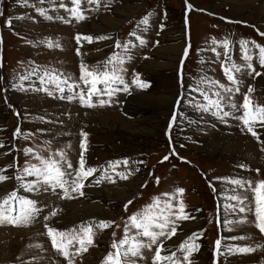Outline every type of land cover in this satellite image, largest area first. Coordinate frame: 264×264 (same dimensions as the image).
<instances>
[{"label": "rangeland", "instance_id": "1", "mask_svg": "<svg viewBox=\"0 0 264 264\" xmlns=\"http://www.w3.org/2000/svg\"><path fill=\"white\" fill-rule=\"evenodd\" d=\"M61 3L71 8V0H0V169L10 177L0 182V196L17 188L15 175L26 160L36 162L25 155L26 147L45 156L63 149L78 167L81 131L87 133L86 165L97 171L85 180L83 195L73 193L71 199L51 191L24 193L18 189L20 194L39 201L42 215L26 227L0 225V264H67L52 248L44 228L43 216L51 208L59 211L47 223L61 231L90 220L114 222L109 228L96 230L93 245L75 258V264H101L112 241L122 238L127 218L151 203L152 197L171 193L176 187L184 189L182 199L192 219L179 222L177 233L165 241L164 254L197 232L201 233L196 240L199 248L191 254V264H213L214 259L215 264H264V247H255L264 245V234L255 227L253 194L239 190L248 198L245 213L226 208L236 202L226 198L233 186L223 179L264 180L262 122L254 128L260 137L257 140L237 118L242 113L228 107L231 102L241 105L249 86L253 88L249 94L252 104L264 106V67L254 55L253 67L261 75L246 70L236 74L240 90L224 94V110L233 113L224 121L212 111L197 107L204 103L198 88L210 93L217 90L202 83L201 77L229 85L220 66L225 61L220 41H230L228 55L236 64L245 63L241 39L264 46V0H99L98 4L81 0L86 17L81 21L70 17L59 6ZM37 8L45 9L52 19H45ZM145 15L148 25L138 24ZM9 19L10 26L5 24ZM133 31L145 39V45L129 35ZM78 33L109 38L90 43L81 39L77 44ZM46 38L53 44L59 40L61 47H48ZM117 39L132 42V58L125 60L126 71L122 73L129 90L116 92L109 104L88 108L78 98L70 102L58 94L48 96L34 90L40 86L37 75L20 81L23 90L12 87L19 75L36 66L57 69L78 81L81 61L89 68H102L113 52L121 51L114 47ZM77 48L81 55H77ZM134 72L148 87L131 83ZM174 112L176 118L169 128ZM18 127L21 135L14 136ZM247 146L250 151L245 154ZM110 161H121L115 172H125L127 179H120L111 170V181L101 178ZM128 201L132 203L125 209ZM241 217L248 222L225 227L226 220L239 221ZM233 236L248 239H230ZM218 238L222 254L214 257ZM232 244L250 245L255 250L229 254L225 249ZM151 254L145 251L146 260L140 264H152ZM178 256L182 260V255Z\"/></svg>", "mask_w": 264, "mask_h": 264}, {"label": "snow or ice", "instance_id": "2", "mask_svg": "<svg viewBox=\"0 0 264 264\" xmlns=\"http://www.w3.org/2000/svg\"><path fill=\"white\" fill-rule=\"evenodd\" d=\"M26 2V0H24ZM89 3H99V0H88ZM61 8H65L70 17L75 18L76 21L84 20V10L81 7V0H71V8H67L64 3L59 5ZM191 8V5H188ZM37 12L40 13L45 19L51 20L52 17L46 14V10L43 8H37ZM150 15V14H149ZM63 20L64 23H68L69 20L63 17H57ZM149 23L148 15H145L138 24L147 26ZM6 25H11V19L5 21ZM129 35L136 36V40L140 45H145L146 41L142 36L136 35L133 31ZM264 36V33H261ZM107 36L81 35L77 34L75 40L77 44L84 41L92 42L93 39L103 40L108 39ZM47 40V38H46ZM217 41L213 40V44ZM224 49L225 61L221 62V69L229 81V85H225L216 80L205 81V78L201 77V82H207L214 87L216 91H205L203 88H198L201 95L204 98V103H198V108H203L204 111H212L214 115L224 121V118L233 115L232 112L224 110L225 95L234 94L239 92L240 79L236 75L242 73V71H248L255 76L261 75L260 72L255 71L253 67V56H256V62L264 67V46L258 44L255 41H249L241 39L239 41L240 49L242 53V59L244 64H236L231 61V57L228 55L230 41L225 39L220 41ZM48 47L60 48L61 44L59 40L53 44L51 40H47ZM131 45L132 42L125 40L123 43L120 40H116L114 47L121 49L119 52H113L107 60L104 62L103 67L99 65L89 68L83 61L80 63V75L79 79L73 77L70 74L59 72L57 69H49L47 67L41 69L40 66L34 67L30 72L19 75L17 81L12 84L13 88H21L23 90L24 85L20 81L29 79L32 75H37L40 80V86L34 90L43 91L48 96L58 94L60 99H67L68 101L79 99V103L82 106L92 108L97 105L104 106L111 102V98L116 92L123 91L128 92L129 84L125 81L123 72L126 71L123 65L126 59H131ZM251 45V46H250ZM256 49L253 52L252 49ZM213 52H216V48H212ZM77 55H81L79 48L76 50ZM188 48L184 49V55L187 56ZM220 53H217L219 56ZM111 65V68H109ZM131 83L139 88H146L148 85L139 79L138 74L133 73ZM97 85H102V88H98ZM122 85L123 87H117ZM253 92V88L249 86L248 92L244 93L243 102L237 106L236 103H229L228 107L241 112L238 115L239 121L242 123L243 128L257 140L260 139L254 128L257 122H262L261 126L264 127V106L253 105L250 100V93ZM95 97V99H93ZM107 97L108 99H104ZM11 107V105H9ZM176 118V113H173L172 120L169 121V128L172 127V122ZM43 119V117H40ZM14 136L21 135V129L18 127L13 133ZM25 137L29 133H23ZM80 156L78 161V167H74L72 162L68 159L66 151L63 149H57L55 152L49 151L47 156L42 155L39 152H34L32 148H24L23 151L26 156H31L36 162L25 161L23 168H18L15 175L17 182V188L7 192L3 196H0V225L11 226H29L37 221V218L42 215V211L37 199L29 198L27 195H22L18 189H22L24 193H41L48 192L56 193L60 198L71 199L73 193L83 195L81 189L85 186V180L91 177L94 172L97 171L94 167L86 165L85 151H86V136L87 133L81 131L80 133ZM45 143H50L46 141ZM264 151V149H262ZM164 160L168 159V156L163 157ZM121 161H110L105 166V170L100 173L101 178L112 180V176L109 174V170L115 172V168ZM126 165L127 160L123 161ZM240 167H246L241 164ZM259 171V169H257ZM115 175L120 179H127L125 172H115ZM10 179L9 176L3 174V169H0V182ZM227 183L233 187L229 190L232 194L226 198L230 201H235V204H227L225 207L235 211L239 209V213H245L248 209L245 207L248 204V198L245 195H240L239 190L244 192L251 191L253 194V200L255 203V227L259 229L260 233L264 234V180H252L238 178V177H225L223 178ZM99 183V179L95 181ZM159 182L157 178V183ZM59 190V191H58ZM183 188L176 187L171 193H163L161 196H154L151 199V203L145 205L141 210L130 215L124 223V233L119 241L113 240L111 243V250L103 257L101 264H140V261L146 260L144 256L145 251L151 252L152 264H191L190 256L193 252L197 251L199 245L196 243L198 236L201 233L193 232L186 237L178 246H174L175 250H170L165 253V241L170 240L178 230V224L180 221L192 219L189 213L185 210L186 206L182 199ZM132 201H128L125 204L127 209L128 204ZM57 208H51L48 215L43 216L44 228L46 234L51 240L52 248L56 249L59 255L63 256L67 264H75V258L80 254L86 252L90 246L94 243V237L96 230H103L109 228L114 222L106 220H90L82 222L79 225H75L72 228L66 230H57L54 227H50L47 223L50 217L58 214ZM246 217H241L239 221H225V227L233 223H247ZM118 226V225H117ZM135 230L134 232L132 230ZM115 236V233H113ZM232 240L248 239L247 236L231 237ZM40 247V245H35ZM255 247H264V245H256ZM255 248L250 245H236L232 244L226 247L225 251L229 254L234 253H250ZM182 255V260L179 258ZM221 253V239L218 238L215 241V250L213 256L220 255ZM215 264V259L213 261Z\"/></svg>", "mask_w": 264, "mask_h": 264}, {"label": "bare ground", "instance_id": "3", "mask_svg": "<svg viewBox=\"0 0 264 264\" xmlns=\"http://www.w3.org/2000/svg\"><path fill=\"white\" fill-rule=\"evenodd\" d=\"M233 1H234V0H233ZM69 36H70V35H69ZM63 47H64V46H63ZM54 54H55V52H54ZM66 54H68V52H67ZM68 56H69V55H68ZM63 57H64V56H63ZM66 60H67V59H66ZM229 138H230V137H229ZM218 139H219V138H218ZM218 139H217V140H218ZM226 139H228V138H226ZM248 146L251 147L252 144H251L250 142H248ZM248 146H247V149H245V151H244L245 154H246L247 151H248V152L250 151V148H248ZM241 148H242V147H241ZM222 150H223V149H222ZM241 151H242V150H241ZM248 152H247V153H248ZM241 153H242V152H241ZM243 154H244V153H243ZM243 154H242V155H243ZM51 198H52V197H51ZM54 203H55V202H54ZM172 240H173V239H172ZM175 240H176V239H175ZM175 240L172 241V242H175Z\"/></svg>", "mask_w": 264, "mask_h": 264}, {"label": "water", "instance_id": "4", "mask_svg": "<svg viewBox=\"0 0 264 264\" xmlns=\"http://www.w3.org/2000/svg\"><path fill=\"white\" fill-rule=\"evenodd\" d=\"M178 81H179V85H181V83H180V77H178Z\"/></svg>", "mask_w": 264, "mask_h": 264}]
</instances>
